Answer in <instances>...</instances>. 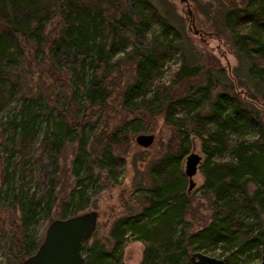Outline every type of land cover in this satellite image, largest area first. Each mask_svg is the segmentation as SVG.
<instances>
[{
  "label": "trees",
  "instance_id": "16d2710c",
  "mask_svg": "<svg viewBox=\"0 0 264 264\" xmlns=\"http://www.w3.org/2000/svg\"><path fill=\"white\" fill-rule=\"evenodd\" d=\"M160 6L151 0H0L1 98L12 93L14 85L8 83V69H18L26 45L31 44L40 52L51 42L50 57L55 62H60L63 55L72 57L73 66L69 71L77 78L71 95L66 97V110L71 117L59 110L54 113L40 94L36 99L24 95L17 111L7 120L13 134L12 143L26 153L42 130L36 156L44 169L37 176V184L43 185L41 191L27 192L20 184L10 196L11 205L20 212V223L12 237L13 245L19 249L18 264L42 241L39 238L26 241L23 234L36 226L40 218L54 220L51 217L55 206L61 212L60 218L84 211L90 204L88 189L96 183L95 168L98 172L105 171L107 179L116 180L117 168L124 163L119 150L129 135L144 129L134 117L95 136L98 122L89 121L88 108H105L111 95L105 83L97 82L96 74L98 70L105 73L104 78L111 74L114 66L111 60L120 53V59L132 61L135 74L119 94L126 109L146 106L152 114H164L167 124L178 127L184 126L185 120L191 124L205 119L215 123L213 130L206 132V139L203 138L206 154L203 174L212 208L210 221L196 231H189L185 217L191 200L182 170L189 150L185 134L177 150L167 152L150 170L155 185L147 186L140 212L118 219L113 224L112 237L120 239L129 232L134 240L143 242L142 264H192L193 252L215 249L220 250L218 255L225 264H250L253 250L261 257L264 249V124L252 103L231 93L222 70V79H208L201 88L202 84L191 86L180 98L164 100L153 95L147 99L153 79L166 58L173 51L185 48L176 40L177 31L170 17L172 11L164 1ZM54 20L57 34L49 38L46 28ZM221 22L233 38L238 61L247 66V77L260 86L257 91L264 93V0H243L224 9ZM87 69L94 77H87ZM201 69L200 65L191 67L183 60L178 72L180 78L186 79L198 76ZM216 86L221 90L214 93ZM195 94L197 101L192 97ZM179 104L187 113L176 117ZM204 107L206 116L200 113ZM252 127L256 135L243 138ZM228 131L235 133L232 158L213 162V156L223 153L228 146ZM67 143H75L71 159L75 185L69 194L59 197L57 160ZM44 160L49 164H43ZM51 167L53 170L49 169ZM4 172L6 181L8 171L4 169ZM248 183L254 185L253 190H248ZM109 255L93 252L85 257V264H113L108 260Z\"/></svg>",
  "mask_w": 264,
  "mask_h": 264
},
{
  "label": "rangeland",
  "instance_id": "374dc122",
  "mask_svg": "<svg viewBox=\"0 0 264 264\" xmlns=\"http://www.w3.org/2000/svg\"><path fill=\"white\" fill-rule=\"evenodd\" d=\"M151 1L158 7L163 1L167 4L172 11L170 17L177 31L176 40L184 44L185 48L173 51L172 55L166 58L162 69L153 79L151 92L147 99H151L153 95H158L164 100L168 97L172 98L171 100L180 98L187 94L186 92L191 86L202 84L199 86L201 88L204 87L203 84L208 79L209 81H214L217 78L222 79L223 75L220 73L222 70L230 85L231 93L252 103L259 112L260 121L264 124V93L257 91L256 89H260V86L247 77V66L238 61L233 38L228 31L224 30L221 22L222 11L234 4L242 3L243 0ZM159 8L161 9L162 6ZM161 11L163 12L164 8ZM46 32L49 34V38L56 36V20L47 26ZM50 45L51 42L40 52L36 50L35 46L26 45L24 57L18 69H14V67L8 69V83L14 85L12 93L3 98H1L3 95H0V264H18L16 253L19 249L13 245L12 237L20 223V212L11 205V191L14 190V187L23 184L22 189L27 192H40L43 185L37 184V176L39 177V174L44 170L36 160L42 130L37 134L29 153H26L16 143H12L13 134L11 135L7 126V120L17 111L24 95L36 99L40 94L44 95V101L49 108L53 109L54 113L59 110L61 114L71 117V114L66 110V97L71 95L73 83L77 79L69 71L73 66V59L63 55L60 62H55L50 57ZM121 55L122 53L111 60L114 66L111 74L106 78H104L105 73L101 70H98L96 74L97 82L105 83L111 95L105 108H88L89 121L91 123L98 122L95 136H98L103 130H113L124 121L134 117L140 120L139 124L144 129L129 135L128 141L124 142L119 150L120 155L124 158V163L117 168L116 180L107 179L105 171L98 172L95 168L96 183L88 189L90 204L82 212L96 210L98 219L93 235L84 243L82 254L84 257H90L89 254L102 251V253L110 254L108 260L113 264H142L145 244L134 240L129 232L120 239L112 237L113 224L121 217L140 212L143 196L147 194V186L155 185L152 183L150 170L155 168L154 166L160 162L157 160L167 152H175L181 137L187 134L188 153L195 152L200 155L201 164L196 175L192 178L194 186L189 191L191 202L185 219L189 223V231H196L205 226L211 219L212 205L211 195L205 188L203 174V163L206 159L203 140L206 139V132L213 130L215 123L205 119L198 124H191L189 120H185L184 126L178 127V125L167 124L164 121V114H152V110L146 106L135 110L126 109L119 94L122 87L132 81L135 74L132 61L120 59ZM183 60L188 61L191 67L200 65L202 67L200 74L186 79L180 78L181 74L178 71ZM85 73L88 78L94 77L93 72L88 69ZM220 90L219 86L213 88L214 93ZM192 97L195 99L194 101L198 100L197 94ZM205 109L204 107L200 110V113L205 114ZM185 113H187L185 107L180 104L176 106V117L184 116ZM254 129V127L249 128L247 135L243 138L254 137L256 135ZM138 134H153V143L148 147L138 145L135 142V137ZM234 134L233 131H228V146L223 153L213 156V162H225L232 158V147L235 145ZM74 150L75 143H67L57 160L56 190L59 197L69 194L75 185L71 177V159ZM42 163L48 165L49 161L44 160ZM52 168L49 169L53 170ZM4 169L8 171V181L4 180ZM182 170L184 172V167ZM247 188L251 191L254 189V185L248 183ZM60 213L58 206H55L52 209L51 218H60ZM50 222L40 218L36 226L23 234L24 239L26 241L30 238L43 240L45 230ZM219 251V249H215L214 251L201 252L220 258ZM254 253L253 250L250 264L260 261L261 257L258 258ZM88 260L91 261L92 257Z\"/></svg>",
  "mask_w": 264,
  "mask_h": 264
},
{
  "label": "water",
  "instance_id": "95a60500",
  "mask_svg": "<svg viewBox=\"0 0 264 264\" xmlns=\"http://www.w3.org/2000/svg\"><path fill=\"white\" fill-rule=\"evenodd\" d=\"M187 2V0H180ZM154 141L153 134H138L135 142L148 147ZM201 164V156L195 152L186 155L183 167L184 175L188 180V192L193 188V176L196 175ZM98 219L96 210L81 212L67 218L52 220L44 234V238L38 248L24 258L20 264H85L82 254L83 243L93 235ZM192 264H225L221 258L204 254L201 251L193 252L190 256ZM256 264H264V249L260 261Z\"/></svg>",
  "mask_w": 264,
  "mask_h": 264
}]
</instances>
